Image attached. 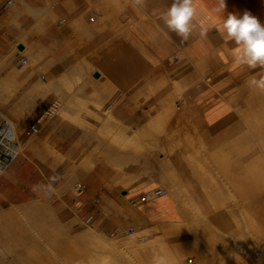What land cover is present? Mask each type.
Instances as JSON below:
<instances>
[{
  "label": "rangeland",
  "instance_id": "obj_1",
  "mask_svg": "<svg viewBox=\"0 0 264 264\" xmlns=\"http://www.w3.org/2000/svg\"><path fill=\"white\" fill-rule=\"evenodd\" d=\"M7 1L0 0V4L4 5ZM29 2L30 5L27 4ZM114 2L110 0H24V4L20 0L12 1L14 7H19L18 9L16 8L18 14H16L15 20L14 18L13 20L11 19V15L0 24V26L6 27L8 31L12 26L18 31L16 36L13 34L12 38H8L5 34H2L0 41V100H4L3 103L2 100L0 101V108L3 106L2 111L5 116L2 117L0 115V130L2 133L1 137L3 138L0 141V172L10 164H14L16 168L14 171L23 175L22 181L27 184L28 188H34V191L30 192L29 197L25 200H17L12 197L13 200L11 202L7 200L0 201V211L12 208V204L21 206L29 202L40 201L45 205H49L46 207L51 206L49 210L52 209L50 211H52L53 216L55 215V218H53L55 223L57 222L56 225L71 235L72 233H79L87 228L89 224H92L105 234L114 237L125 236L139 227L148 228L151 226L148 228L149 231L147 233L148 236H151L153 234L152 226L154 222L162 225L165 230L173 229L180 231L186 226L187 220H192L191 217L193 215L186 216L185 214L189 211L178 207V216L176 218L157 221H147L144 219L140 220V223H136L126 213L129 212L130 208H136L140 204L135 203L133 205L134 202L131 200L137 198L144 191L130 196L127 200H119L117 202L112 201L105 194H101L100 198L96 194L92 199L94 202L92 204L91 199L86 200L87 196L84 195L86 193L85 190L91 188V190L97 191L99 194L98 187L101 180L113 195L119 197L121 195L120 192L124 191V189L130 192V187L134 188L140 182L143 183L144 181L145 183H140L144 185L148 181H154L156 186L164 187L167 193L175 201H178L176 198L179 195L186 197L183 187L185 186L184 182L188 180L193 188V199L191 201L198 203L200 206L199 214L195 216V222L197 223L193 225L199 236L200 245L206 244L214 247V249L211 247L214 252L213 255L206 257V259L211 260L212 264H215L214 261L217 260L216 254L220 249L218 246H220V243L226 242L224 238L227 241H233L237 237V232L241 229L243 231L242 225L244 223L242 221L241 210H239L238 204L233 205L232 209L226 211L211 208L210 203L212 199L210 200L209 197L207 199L206 192L201 189V177L193 173V168L189 166L192 162L190 163L187 155L193 153L194 148H201L199 154L202 153V155L206 156L212 154V159L206 161V171L209 174L208 180L210 179L211 182L217 180L223 187H231L232 185L228 180L230 178L239 179L241 180V187L246 191L248 187L258 188L262 186L264 188V184L257 182L258 180H264V176H253L258 171L264 170L263 166L255 167L254 165L257 163L255 160V156L257 155L259 156L258 161L264 164V145L261 142L259 143L258 139V146L260 148H221L222 144L223 147L226 144L223 141L219 148H214V151H211L210 136H202L200 126H198L197 114L199 112L197 108L193 103H188L184 107L181 101L191 99V86L205 82L204 77L206 76L210 77L208 73L212 65L203 72L197 73L196 77L189 76L194 62L186 60L181 53L176 52L177 57H171L170 61L166 60L165 67L161 70L159 69L157 72H152L151 75L139 80V82L132 86L124 87L113 78L111 88L109 85L104 86L106 85L104 82H100L104 85L100 84L99 81L95 82L93 79L99 76V74L97 76L94 75L97 72L95 69L101 70L104 75L108 74L104 69V62L111 55H117L118 52H121L120 50L125 48V44L140 48L130 38L129 33L126 32V28L128 27L126 24L127 20L122 18L119 9L114 8ZM82 5H85V7L81 8L80 6ZM23 6H25V9ZM30 6L33 8V11L31 10L32 8L30 9ZM54 7L57 8L54 9ZM26 9H29L28 12H26ZM143 17H146V15H143ZM26 19L32 22L31 25L24 28L22 22ZM52 24L55 26L56 32H52L50 29ZM20 32H24V38L27 39L28 51L25 53L27 57L19 53L14 44L18 40ZM91 33L93 34L91 35ZM106 33L107 38L105 36L104 40H99L100 34L103 36ZM41 35L44 38L42 41L40 39ZM68 37L70 41L67 43L66 38ZM116 37L122 38L123 42L118 41ZM171 39V41H174L173 38ZM95 40L96 42L94 43ZM59 42L64 43L66 53L64 56L56 59L51 57V55L52 52L59 48ZM141 50H139L140 54ZM141 58L146 64L148 63L146 59ZM86 61L89 65H87ZM56 63L60 64V71L67 70L72 76L79 77L75 83H79L81 86V90L78 91L80 100L69 94L59 95L43 86V84L38 83L40 76L46 74L55 76L58 73L56 70L49 72L53 69L54 65L56 66ZM152 64L148 63V66L150 65L151 68ZM33 67L40 69H36L38 70L36 71ZM213 68L216 69L217 64ZM31 70L34 71L32 74L29 73ZM160 75L165 76L168 80V84L165 87L154 90L146 87L148 81H153L155 77ZM217 75L218 72H215L211 78L214 80ZM36 76L39 78L37 77L36 79ZM171 78H177L181 81L182 90L179 94H176V88L171 85ZM226 82L227 77L220 82V86L215 88V90H219ZM92 83H99L101 88L98 85L94 87L95 84L92 85ZM96 88L100 89L96 91ZM253 90L250 91L253 92ZM160 92L173 98L175 105L184 112L185 117L183 116L181 119L186 122V125L175 135L178 141L175 142L173 135H164L162 147L156 139V132L157 135L162 134L166 129L165 127L162 133H160L162 129H156V131L148 130L149 132L143 131L136 137L142 141V149L140 148L141 146L138 148L131 147L137 148L135 149L137 151L135 153L146 154L147 161H138V159H133L128 155L119 154L117 152L118 147H125H120V143L117 144V137L124 134L135 136L133 132L136 131V127L148 120L150 115L160 107ZM29 94L34 98L39 99V96L41 98L37 103L32 104L31 100L34 98H30ZM52 97L58 103L55 110L52 111L51 116L41 119L39 132L33 135L30 134L27 125L33 123L51 106L53 103V101H50ZM96 98L100 101V107L94 104L95 102L97 103ZM72 100L75 102L78 100V106H83L85 103V106L87 105L100 117L97 116L95 118L94 115L93 117L92 112H89V114L82 112L76 106L77 104L72 103ZM61 109H65L69 115L70 113L79 112L91 124H78L79 126H77L76 122L78 121L71 120L72 116H65L68 118L64 119L60 116L62 112L59 113V111ZM81 109L84 110L82 107ZM103 109H107V113H103ZM9 121H12V123L15 121L14 128L17 133H15L16 136L14 137H12ZM116 123L120 127V123H122L123 127L120 129ZM71 124L74 126L71 127ZM115 125L116 127H114ZM72 130L76 131L73 132ZM63 131L68 133V135L71 131L73 133L67 138V135H62L63 133L61 132ZM122 131H124V134ZM58 133L61 136L57 137ZM191 133L195 134L193 142H190L191 136L189 135ZM30 138H34L33 141L35 142L30 144L28 142ZM53 138L55 141L52 140ZM62 140H65V144L62 148H58L57 145H60ZM107 140L112 141V143ZM180 150H182L181 155ZM178 156H180L179 159L175 161L174 158ZM225 156H228L226 162L223 159ZM243 161H247V163ZM172 164H181L183 167L181 169H174ZM249 165L250 167H246ZM40 171L43 172L44 178L38 176V172ZM221 171H226V176L222 175ZM79 184L84 186V191L81 193H78L77 189ZM153 187L155 186L145 188L144 190H149ZM210 194L215 196V199L213 198L215 205L219 204L217 198L224 196L223 193L217 191H211ZM232 194L237 196L264 197V193L256 192H238ZM260 201L263 202L264 200ZM179 212H184V214H179ZM46 213L44 214V219L48 221L51 217ZM219 213H224V216H221ZM231 213L238 214L236 217L237 223L231 222L233 221ZM101 214H103V217ZM240 219L241 221H239ZM208 221L210 224H207ZM114 226L116 229H113ZM3 237L4 235L0 231V240H2L0 242V252L6 255L7 253L13 255L19 252L30 251L23 246L24 243L19 237H13V239L12 237ZM221 238L225 241H222ZM240 241L238 240L239 245L242 244V239ZM260 241L264 245V239H260ZM213 244L216 245L213 246ZM15 245L21 246L16 250L14 248L8 249ZM3 260L11 262H15V260L20 261L14 257L4 258Z\"/></svg>",
  "mask_w": 264,
  "mask_h": 264
},
{
  "label": "crops",
  "instance_id": "obj_2",
  "mask_svg": "<svg viewBox=\"0 0 264 264\" xmlns=\"http://www.w3.org/2000/svg\"><path fill=\"white\" fill-rule=\"evenodd\" d=\"M110 1H115L114 8L119 9L122 18L127 20L126 24L128 27L126 28V32L129 33L130 38L140 47L138 49L125 44V48H122L120 50L121 52H118L117 55H111L104 62V69L108 73L105 75L111 79V82L113 78L124 87L132 86L139 82V80L151 75L152 72H157L159 69L161 70L165 67L166 60L170 61L171 57H177L176 52L181 53L186 60L194 62L193 69L190 71L189 76L196 77V75H198L197 73L203 72L212 65L208 73L210 77L206 76L204 77L205 82H200L191 86V99L188 101H181L184 107L188 103H193L197 108L199 112L197 114L198 126H200L202 136H210L211 151L213 152L214 148H219L223 141H225L226 144L225 147H223L222 144L221 148H260L258 146V139L259 143L261 142L264 145V92L249 87L246 83V81L252 77L258 79L264 76V68L257 67L255 69H249L247 67L235 66L232 62V51L235 45L223 39L215 27H211L205 37L199 35V29L197 28L187 41H183L174 32H170L163 25L161 13L167 10L172 0H145L143 6L139 7H133L131 0ZM225 2L227 5L224 12L225 18L228 13H235L242 16L244 11L247 10L264 24V0H225ZM195 3L198 7L199 18L208 24H212L216 18L213 10L217 6V0H195ZM12 5L11 0H8L4 5L0 4V24L2 21L6 20L5 18H9L11 15L15 20L18 11L16 7L14 9V5ZM80 7L84 8L85 5ZM56 8L57 7H54V9ZM143 15H146V17H143ZM31 22L32 21L26 19L22 22V26L25 28L31 25ZM50 29L52 32H56V28L53 24ZM17 33V29L13 26L9 31L6 27L0 26V41L2 34H5L8 38H12L13 34L16 35ZM21 33L22 32L19 33L20 35L18 34V39H20ZM41 36L40 39L42 41L44 38ZM105 36L107 38V33L103 34V36L100 34L99 40H104ZM171 38H173L174 41H171ZM69 39V37L66 38L67 43L70 41ZM117 39L121 43L123 42L122 38ZM25 40L27 41L26 38ZM95 42L96 40L94 43ZM58 45L59 48L52 52L51 55V57L56 59H59L66 53L64 43L59 42ZM140 49H142L141 54L139 51ZM18 52L20 53L19 50ZM141 57L146 59L148 63H153L151 68L150 65L148 66V63L146 64L144 60L142 61ZM215 64H217L216 69L213 68ZM59 68L60 64L56 63V66L54 65L53 69L49 72H53L54 70L60 72ZM99 71L101 72V70ZM215 72H218V75L216 79L213 80L211 77ZM226 77L227 82L225 85L219 90H215ZM170 83L176 88V94H179L182 90L181 81L177 78H171ZM167 84V78L160 75L155 77L153 81H148L146 87L154 90L163 88ZM252 89H254L253 92L250 91ZM159 94H161V92ZM166 95L167 94H161L159 100L160 107L157 108L155 112L170 101H174L173 98ZM53 100H55L54 97H52L50 101L52 102ZM181 116H184L183 112H181ZM72 131L75 132L76 130ZM72 131L69 135L64 131L61 133H63V136L67 135V138H69L73 133ZM59 136H61V134L58 133L57 137ZM52 140L55 141L54 138ZM64 144L65 140H62L61 144L57 145V147L62 148ZM200 149L201 148H195L196 153L199 151L201 152ZM181 153L182 150H180V155ZM179 157L174 158V160L176 161ZM199 159L204 165V168L201 170L197 167ZM211 159L212 154L206 156L202 155V153L200 158L196 156L195 159L196 169L194 174H198L199 177H201V189L204 188L206 193L217 191L224 194L227 188H234V186L238 187L239 192L264 193V188L262 186L258 188L248 187L245 191V189L241 187V180L235 178H230L228 180L232 185L231 187H223L217 180L211 182L210 179L208 180L209 174L206 171V161ZM223 159L226 162L228 156H225ZM255 160L257 161V163L254 164L255 167H264V164L258 161V155L255 156ZM243 162L247 163V161ZM172 165L174 169H181L183 167L181 164ZM246 167H250V165ZM15 169L14 164H10L0 172V201L7 200L11 202L13 200L12 197L17 200H25L29 197V193L34 191V188H28L27 184L22 181L23 175L16 173L14 171ZM38 173V176L44 178L43 172L40 171ZM222 175L226 176V171L222 172ZM253 176H264V170L258 171ZM257 182L264 184V180H258ZM184 183L185 186L183 190H185L184 192L187 194L186 190L191 189L192 184L189 183L188 180ZM152 186H156V183L154 181H148L141 186V188L136 190L130 192L125 189L124 191L122 190L120 192L121 195L117 197L113 195L100 180L98 187L99 194L97 191H93L89 188L85 190L86 193H84V195L87 196L86 200L91 199L92 204L94 203L92 199L96 194L99 198L101 194H105L112 201L117 202L119 200H127L130 196ZM83 187L84 186L80 184V190L77 188L78 193L84 191ZM212 196L215 198L214 195ZM221 199H223V196L217 198V200ZM260 200H264V197L247 196L244 207L264 228V201L261 202ZM136 207L147 221L170 220L178 216L176 201L167 192L156 197V199L151 202H142ZM155 211L161 214L159 216L154 215L153 213ZM101 216L103 217V214H101ZM131 220L140 223L136 218H131ZM113 229H116V227L114 226Z\"/></svg>",
  "mask_w": 264,
  "mask_h": 264
},
{
  "label": "bare ground",
  "instance_id": "obj_3",
  "mask_svg": "<svg viewBox=\"0 0 264 264\" xmlns=\"http://www.w3.org/2000/svg\"><path fill=\"white\" fill-rule=\"evenodd\" d=\"M11 1H13V0H11ZM20 2L24 3V0L23 1L20 0ZM27 4L30 5V2ZM28 5H27V7H28ZM25 6H23V8ZM31 6H30V9L33 7V6L32 7ZM10 7H11V5H10ZM15 7H13V8L15 9ZM14 9H13V11H14ZM28 10L26 12H28ZM31 10L33 11V8ZM31 15H32V13H31ZM11 18L13 20V17H11ZM22 30H24V29H22ZM92 34L93 33H91V35ZM17 42H21L23 44V48L21 50L20 49H18V50L20 51L21 54H24L25 57H27L26 56L27 54H25V53L28 51V49H27V41L24 38V32L21 33L20 39L16 40V42H14V44H16ZM30 53H31V51H30ZM87 65H89L88 62H87ZM34 69H32V70H34ZM36 69H38V67ZM45 69H43V70H45ZM90 69H92V68H90ZM32 70L29 72L30 74H32L34 72ZM38 70H36V71H38ZM95 70H97L99 72V76L95 77V79H93V80L95 82L99 81V83L104 82V84H106V85H104L102 83H100V84H102L104 86L109 85L111 88V84H112L111 79L108 76L102 74L98 69H95ZM30 74H28V75H30ZM35 75H36V73H35ZM38 76H36V79ZM78 78L79 77H77V76H75V77L72 76L70 73H68L67 70H62V71L58 72L55 76L49 75V74L40 76L38 83L43 84V86H45L49 90L56 92L59 95H68L69 94L70 96L71 95L75 96V98L80 100V96L78 94V91L81 90V88H80L81 86L79 85V83H75V81L78 80ZM99 83H92V85L95 84L94 87H96V85L100 86ZM100 88H101V86H100ZM99 89H97L96 91H98ZM0 90H1V86H0ZM92 95H93V93H92ZM29 96H30V94H29ZM37 96H39V95H37ZM87 96H89V95H87ZM87 96H86V98H88ZM32 97L30 96V98H32ZM40 98L41 97L39 96V99ZM75 98H73V100ZM39 99L38 98L32 99L31 100L32 104L37 103L39 101ZM81 99H82V97H81ZM91 99H93V98H91ZM73 100H72L73 104L78 103V100H77V102H75L76 99H75V101H73ZM85 100H87V99H85ZM3 101L4 100H2V103H3ZM29 101H30V99H29ZM67 101H69V100H67ZM96 101H97V103L95 102L94 104L95 105L97 104V107H100L101 106L100 101L97 98H96ZM93 102H94V100H93ZM78 104L76 106H78ZM80 104H82V103L80 102ZM80 106H78L79 107L78 109L81 110L82 112L88 113V114H89V112H92L93 113L92 116L94 115L95 118H97V116H99L91 108L87 107V105L85 106V103L83 106H81L82 108H84V110L81 109ZM1 108H0V115L2 117H5L3 115L4 112L2 111L3 108L2 109ZM181 111L182 110L175 105L174 101H170L168 104L163 106L160 110L151 114L148 120H146L141 125L136 127V131L133 132V133H135L134 134L135 136H132V134L131 135L130 134L125 135L124 131H122V133L124 135H121L118 137L116 135V137L118 138L117 144L120 143L119 144V145H121L120 147H125V148H119L118 147L117 152L121 155H128L129 157H132L133 159L134 158L138 159V161L139 160L140 161H143V160L147 161V155L146 154L135 153V151H136L135 149H137L140 146H141L140 147L141 149L143 147L142 141L136 137H138L140 132L148 131V130H155L156 131V129H158V130L162 129V131H160V133H162L163 128L165 127L166 128L165 130H167V131L164 130V132H166V133L163 132L162 134L157 135V132H156V139L160 142L161 146L163 147V140H164L163 137H164V135H167V134L173 135L174 136L173 139L175 140V142L178 141L177 137L175 138V135H177L179 130L186 125V122L183 119H181L182 118ZM60 112H62V113H60ZM59 113L63 119L68 118L65 116H72L71 120H77L78 121V122H76L77 126H79L78 124H80V125H83V124L84 125L85 124L90 125L91 124V122H89L87 119H85L79 112L70 113V115H69V113L65 109H61V111H59ZM103 113H107V109H103ZM113 114H114V112H113ZM106 120H108V119L106 118ZM9 122H10L9 125H10V130L12 132V137H14V136H16L15 133H17V132H15V128H14V122L15 121H13V123H12V121H9ZM119 122H118V124H119ZM72 124H75V123H72ZM72 124H71V127L74 126ZM118 124L116 123L117 126H118ZM120 124H121V127H123L122 123H120ZM116 125L114 127H116ZM118 127L121 129L120 126H118ZM125 127H126V125H125ZM125 127H124V130H125ZM16 128H17V126H16ZM128 128H130V127L128 126ZM117 130H119V129H117ZM114 131H115V129H114ZM116 132H118V131H116ZM33 134H35V133H32V135ZM113 135H115V134H113ZM194 135H195L194 133H191L189 135V136H191L190 142H193V136ZM116 137H115V139H117ZM33 140H34V138H32V139L30 138L28 140V142L30 144H32L35 142ZM113 140H114V136H113ZM130 140H132V141H130ZM105 141H106V139H105ZM108 142L112 143V141H108ZM131 146L132 147L134 146L137 148H132ZM199 152L196 153L195 148H194L193 153L187 155L188 156L187 158L190 160V163L192 162L189 166H191L193 168V170H194L193 173H195V169H196V163H195L196 156H199V158H200V155H201V154H199ZM197 167L199 168V170L204 168V165L201 163L200 159H199ZM140 183L143 184L145 182L143 181V183L142 182H140ZM140 183L138 185L134 186V188L130 187L129 190L133 191V190H136L138 188H141V186H143V185H141ZM203 190H204V188H203ZM143 191L148 192V190H143ZM186 192H187L186 197L179 195L176 198V200H178V201H176L177 202L176 204L178 207H182V208L187 209L189 212L186 213L185 215L186 216H189L190 214L193 215V217H191L192 220H187L186 226L180 231H176L173 229L165 230L162 225L154 222V225L152 226L153 234L151 236L147 235V233L149 231L148 228H150L151 226L148 228L139 227L138 229H134L133 231L129 232L125 236L114 237V236H110V235L105 234L99 228L94 227L92 224H89L87 226V228L83 229L79 233H77V234L72 233V235H71L67 232H64L63 231L64 229L62 230L60 228V226L56 225L57 222L55 223V221H54L55 215L54 216L52 215V211H50L52 209L49 210V208L51 206L46 207L49 205H47V204L45 205L44 203H42L40 201L29 202V203L23 204L21 206H18V204L17 205L12 204V206H13L12 208L0 211V231H1L2 235H4V237H7V238L12 237V239H13V237H17V238L19 237L22 240V242L24 243L23 246L25 248L29 249L30 251H27L24 253L19 252V253H15L13 255H9L10 253L9 254L7 253V255H6L3 252H0V264H154V261L157 259L163 260L164 264H212V261L209 259H206V257H210L213 255L214 252H213L212 248L214 249V247L206 245V244L200 245L199 236L197 235L196 229L193 225V224L197 223V222H195L196 221L195 216H198L197 214H199L200 206L198 203L191 201V199H193L192 198L193 189L192 188L187 189ZM224 192L225 193H224L223 199L218 200L219 201L218 205H215V200H214L215 198L210 194V192L206 193L207 199H208V197L210 200L212 199V201L210 203L211 208H213V209L217 208L218 210L226 211V210L232 209L234 207L233 205L238 204L237 206L240 207L239 210H241L240 212H241L242 221L244 224L241 222V224H243L242 225L243 231H241L242 229L240 228L241 230L237 232V234H236L237 237L234 238L235 240L227 241V239L224 238L227 242V243L226 242L224 243V242H222L224 239L221 238L222 241H220V242H222V243H220V246H218V247H220V249L217 251V254H216L217 260L214 261L215 264H262V263L264 264V245L260 243L261 242L260 239H264V228L245 209L244 202H245L247 196L233 195L232 193H238L239 192L237 186H234V188H227ZM230 194H232V195H230ZM210 200H209V202H210ZM151 201H153V200L151 199V200H148L147 202H151ZM181 203L183 204L182 206H181ZM133 205H135V203H133ZM45 213L50 215L51 218L48 220L50 222H48L47 219H44ZM182 213L184 214V212H181V213L179 212V214H182ZM127 214H129L132 218H136L139 221L145 219V217H143V215L137 209V207L136 208H130L129 212ZM153 214L159 216L161 213L158 211H155ZM219 214L221 216H224V213H219ZM237 215L238 214H236V213L231 215V217L233 218L232 219L233 221H231V222L237 223V221H238L236 219ZM191 221H194V222H191ZM239 221H241V219ZM207 224H210L209 221L207 222ZM62 228H63V226H62ZM238 228H237V230H238ZM60 234H62V236H60ZM213 237H215V236H213ZM223 237H225V236H223ZM216 238H218V237H216ZM241 239H242V244L239 245L238 240L240 241ZM1 241L2 240H0V242ZM215 245L213 244V246H215ZM20 246L15 245L13 247L11 246V248H8V249L10 250V249L14 248L16 250ZM4 249H6V248H4ZM9 257L18 258L20 261L15 260V262H11V261H4L3 260L4 258L8 259ZM22 259H23V261H22Z\"/></svg>",
  "mask_w": 264,
  "mask_h": 264
},
{
  "label": "clouds",
  "instance_id": "obj_4",
  "mask_svg": "<svg viewBox=\"0 0 264 264\" xmlns=\"http://www.w3.org/2000/svg\"><path fill=\"white\" fill-rule=\"evenodd\" d=\"M133 7L143 6L145 0H131ZM225 0H217L213 12L215 20L212 24L201 20L195 0H172L166 11L161 13L163 25L174 32L183 41H187L198 28L199 35L205 37L211 27H215L220 36L232 42L235 47L232 51V62L237 67L255 69L264 68V24L245 10L242 16L228 13L226 18ZM249 87L264 92V76L252 77L246 81ZM154 264H164L157 259Z\"/></svg>",
  "mask_w": 264,
  "mask_h": 264
},
{
  "label": "built area",
  "instance_id": "obj_5",
  "mask_svg": "<svg viewBox=\"0 0 264 264\" xmlns=\"http://www.w3.org/2000/svg\"><path fill=\"white\" fill-rule=\"evenodd\" d=\"M57 101L53 100V103L51 104V106L46 109L42 115H40L39 118H37L33 123H30L27 125V129L28 132L30 134L32 133H37L40 130V123H41V119L43 117H49L51 116V113L53 110H55V107L57 106ZM2 133L0 130V141L3 139L2 137ZM9 148V147H7ZM80 190V184L77 187ZM165 192H167V190L164 187L161 186H155L151 189L148 190V192H143L141 193L139 196H137V198L133 199L132 202L134 203H142V202H147L148 200L154 199L162 194H164Z\"/></svg>",
  "mask_w": 264,
  "mask_h": 264
},
{
  "label": "water",
  "instance_id": "obj_6",
  "mask_svg": "<svg viewBox=\"0 0 264 264\" xmlns=\"http://www.w3.org/2000/svg\"><path fill=\"white\" fill-rule=\"evenodd\" d=\"M16 47H17L18 49H22V48H23V45H22V43H17V44H16ZM94 75L97 76V75H98V72H96Z\"/></svg>",
  "mask_w": 264,
  "mask_h": 264
}]
</instances>
